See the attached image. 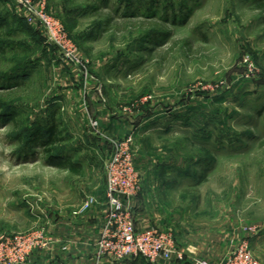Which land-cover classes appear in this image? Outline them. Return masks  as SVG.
<instances>
[{
  "label": "rangeland",
  "instance_id": "obj_1",
  "mask_svg": "<svg viewBox=\"0 0 264 264\" xmlns=\"http://www.w3.org/2000/svg\"><path fill=\"white\" fill-rule=\"evenodd\" d=\"M33 1L72 58L0 0V233L47 232L105 200L129 139L135 197L168 212L174 239L247 238L264 264V0ZM52 117L66 139L47 151Z\"/></svg>",
  "mask_w": 264,
  "mask_h": 264
},
{
  "label": "built area",
  "instance_id": "obj_2",
  "mask_svg": "<svg viewBox=\"0 0 264 264\" xmlns=\"http://www.w3.org/2000/svg\"><path fill=\"white\" fill-rule=\"evenodd\" d=\"M28 24L39 26L50 43L57 44L71 57L72 48L64 40L63 26L46 9L44 1L19 0ZM72 58V57H71ZM76 56L73 59L76 61ZM129 139L119 142L105 165V198L108 210L104 215L95 243V264H121L129 258H141L148 264L159 260L186 262L190 264H261L253 256L247 238L232 236V243L220 261L209 260L197 255L193 249L186 251L177 247L170 231L155 226L138 229L129 202L139 190V175L134 167L128 149L120 150ZM93 202L89 198L82 210ZM249 232L252 227L246 228ZM53 238L44 228L31 229L19 233H0V264H25L34 251L49 249Z\"/></svg>",
  "mask_w": 264,
  "mask_h": 264
},
{
  "label": "crops",
  "instance_id": "obj_3",
  "mask_svg": "<svg viewBox=\"0 0 264 264\" xmlns=\"http://www.w3.org/2000/svg\"><path fill=\"white\" fill-rule=\"evenodd\" d=\"M105 191V190H104ZM97 203L82 215L71 216V220L55 225H49L47 232L53 238L49 249L34 251L25 264H95V243L99 235L101 221L108 207L102 194H96ZM135 216V224L138 229L155 226L165 231H170V217L168 212L157 209L155 203L148 202L144 193L134 197L129 202ZM171 232V231H170ZM232 236L214 240L202 236L200 238H179L185 244L176 239L179 249L186 251L187 248L209 260L220 261L230 249ZM237 237V236H236ZM237 238H240L239 236ZM242 238V237H241ZM107 260L104 264H107ZM121 264H148L141 258H129ZM154 264H190L175 260H159Z\"/></svg>",
  "mask_w": 264,
  "mask_h": 264
},
{
  "label": "trees",
  "instance_id": "obj_4",
  "mask_svg": "<svg viewBox=\"0 0 264 264\" xmlns=\"http://www.w3.org/2000/svg\"><path fill=\"white\" fill-rule=\"evenodd\" d=\"M47 138L41 143L42 147L47 148V151H50L48 147L55 146L62 141H65L66 137L62 135L61 129L58 127L57 122L54 117L51 118L49 126L46 128ZM47 162L51 165H56L62 168L68 169L73 174H79L81 171V166L78 162L70 161L69 159L63 160L60 157H55L53 155L48 157Z\"/></svg>",
  "mask_w": 264,
  "mask_h": 264
}]
</instances>
